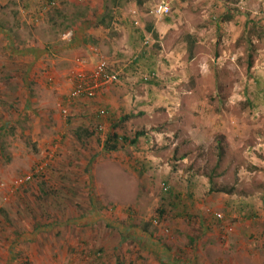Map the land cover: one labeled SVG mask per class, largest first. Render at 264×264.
<instances>
[{
    "label": "rangeland",
    "instance_id": "rangeland-1",
    "mask_svg": "<svg viewBox=\"0 0 264 264\" xmlns=\"http://www.w3.org/2000/svg\"><path fill=\"white\" fill-rule=\"evenodd\" d=\"M161 1L58 0L33 22L48 0H0V264L85 250L84 264H264V0H172L156 17ZM80 19L92 23L68 53ZM91 53L119 82L66 117L69 90L34 76ZM112 134L141 135L108 152ZM91 200L100 222L78 236L67 221Z\"/></svg>",
    "mask_w": 264,
    "mask_h": 264
},
{
    "label": "built area",
    "instance_id": "built-area-1",
    "mask_svg": "<svg viewBox=\"0 0 264 264\" xmlns=\"http://www.w3.org/2000/svg\"><path fill=\"white\" fill-rule=\"evenodd\" d=\"M55 4L56 0H54L52 5L54 6ZM171 11L172 0H162L155 6L152 13L156 17H161L170 14ZM92 51L95 50L93 49ZM96 57L100 58V55L96 53ZM91 61L85 57H76L71 69L64 76L69 84L66 106L63 110L66 117L70 116L71 105H74L82 99H97V97L99 98L105 91L111 89L119 82L120 72L113 69L108 60L101 57L94 63ZM50 81L54 82V78H51ZM105 113V111L101 112L102 115ZM43 167H36L32 174L24 176L16 183L21 185L31 182L34 176H38V174L43 172ZM216 218L217 220L223 219L221 214H216ZM154 224L159 225L160 220H155Z\"/></svg>",
    "mask_w": 264,
    "mask_h": 264
},
{
    "label": "crops",
    "instance_id": "crops-1",
    "mask_svg": "<svg viewBox=\"0 0 264 264\" xmlns=\"http://www.w3.org/2000/svg\"><path fill=\"white\" fill-rule=\"evenodd\" d=\"M7 1V3L10 1V0H6ZM16 1V0H15ZM19 1V0H18ZM20 1H22L23 2V4L25 5V6H27V4H28V2L30 1V0H20ZM0 17H1V12H0ZM0 32H3V29L1 28V22H0ZM67 34V33H66ZM3 36V34H0V37H2ZM9 37H11L10 35H9ZM82 36H79V34H75V39L71 42V43H69L68 45H66L67 47H68V50H69V52L68 53H71V52H75V54L78 52V49L77 48H80V47H82L81 46V44L82 45H84L83 44V38H81ZM12 38V37H11ZM12 45V44H11ZM1 47H4V44L3 43H1V39H0V48ZM94 47H95V45H93V44H89V43H85V46H84V52L87 54V53H89L90 51H92L93 49H94ZM1 50V49H0ZM9 59L10 60H12V59H14V58H16L17 56H14V55H16V50H14L13 49V47L12 46H9ZM32 51H35V49L34 50H32ZM57 51V53H58V51H63L64 53H66L67 51L66 50H56ZM1 53V52H0ZM92 54V56H94V57H85V58H87V59H89L91 62H96L97 61V59H99L98 57H96L93 53H91ZM55 57H57V55H55ZM76 57H83V56H81V55H78V56H76ZM35 59V58H34ZM13 61V60H12ZM16 61H13V62H10V65H9V67H8V69L9 70H11V71H15V70H17V68H18V66H17V64L15 63ZM73 62L74 61H72L71 62V67H72V65H73ZM14 63H15V65H14ZM71 67H70V69H71ZM31 69V68H30ZM69 69V70H70ZM32 71V70H31ZM57 73H52L51 71H43L41 74H38V75H35L34 77H35V82H38V83H40V84H38V86L36 87V89H40V88H43V87H45V85H42V83L41 82H46V83H48L50 86H54V87H57V90H59V91H61L62 92V94L63 93H66V91H68L69 90V84L67 83V81H66V79L64 78V77H62V75H56ZM66 75V74H65ZM65 75H63V76H65ZM12 77L13 76H10V77H7V79H4L3 80V83L4 84H7L8 83V87L10 88V89H12V90H14V93H13V95H11V96H13L12 97V99L15 101V102H18L19 100H21L22 98H24V96L22 97V94H20V93H22V84H24V80H21V79H19V78H17V81H16V83H14V81L12 80ZM51 78H54V82H51L50 80H51ZM50 88H52V87H50ZM62 88V89H61ZM23 90H24V92H25V90H26V87L25 88H23ZM65 90V91H64ZM110 89L109 90H107V91H105L102 95H101V97H99L97 100H101V98H107V97H111L110 95ZM85 99H82V100H80V101H84ZM34 102L36 103L37 101H36V99L34 100ZM78 103V102H77ZM76 104V103H75ZM26 110V109H25ZM82 112H84V111H86L85 109H82L81 110ZM90 198H93V194L92 193H90ZM94 199V198H93ZM94 202H95V200H91V203H90V206L89 207H87L85 210H83V211H80L78 214H76L75 216H73L72 217V219L70 220V221H67L69 224H74V226L75 227H77L78 229H80V232L79 233H77L76 235H81L82 233H81V230H83L84 228H86L87 229V227H89V226H92V225H94L96 222H100L98 219L101 217V216H99V217H97V213H96V206H95V204H94ZM178 215L181 217L182 215L180 214V213H178ZM95 227H96V225H94ZM81 228H83V229H81ZM88 243H90L89 241H87ZM142 242H143V240H142ZM141 242V243H142ZM92 244V243H91ZM90 259H92L91 258V256H90V252L88 253L87 252V250H85V252H84V255L82 256L81 254H79V253H74L73 255H71L70 257H69V260H70V263L71 264H84V263H86L87 261H89ZM228 259L229 258H227V259H224V262L226 263V264H229V263H227L228 262ZM205 262H207V260L205 261Z\"/></svg>",
    "mask_w": 264,
    "mask_h": 264
},
{
    "label": "trees",
    "instance_id": "trees-1",
    "mask_svg": "<svg viewBox=\"0 0 264 264\" xmlns=\"http://www.w3.org/2000/svg\"><path fill=\"white\" fill-rule=\"evenodd\" d=\"M54 0H48V4L45 6H42L38 11L35 12L32 16H29V19L33 22H40L45 19V15L52 9L56 8L58 5V0H56V4L53 6L52 3ZM25 6V5H24ZM76 20V19H75ZM81 25L78 30L73 31L74 34H79L81 36L82 34H86V28H89L92 22L89 21H84L83 19L79 20ZM103 22V19H102ZM70 28V27H69ZM150 31L153 30V28H148ZM71 30V29H69ZM141 134H138L135 140H129L128 137L126 136H121L119 134H112L110 135L104 145V149L108 152H113V151H118L120 149V145H125V144H135L140 137ZM40 175V174H38ZM218 192H224V193H231V191H226L224 189H218Z\"/></svg>",
    "mask_w": 264,
    "mask_h": 264
}]
</instances>
